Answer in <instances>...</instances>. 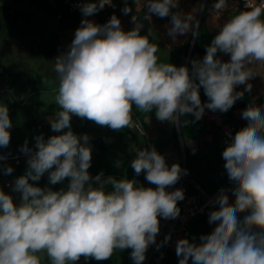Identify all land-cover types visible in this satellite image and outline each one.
Listing matches in <instances>:
<instances>
[{
	"label": "clouds",
	"instance_id": "1",
	"mask_svg": "<svg viewBox=\"0 0 264 264\" xmlns=\"http://www.w3.org/2000/svg\"><path fill=\"white\" fill-rule=\"evenodd\" d=\"M105 5L113 6L112 0L80 6L84 19L68 50L53 61L61 110L48 119L54 132L68 131L47 140L36 136L35 150L25 141L21 151L28 155V169L13 187L20 193L19 204L0 190V264H41L38 253H46L52 264H76L81 257L104 261L129 248L134 264H143L149 246L156 243L159 218L175 219L180 214L177 202L184 199L183 190L166 189L186 170L178 163L169 167L150 146L137 151L131 167L136 175L144 172L155 188L138 186L134 179L105 177L103 172L93 177L88 171L90 137L73 133L71 117L120 130L132 126L135 106L140 112L155 109L158 120L180 127L189 123L181 117L192 114L198 121L205 108L227 112L244 91H251L248 81L257 75L264 78V72L257 70H264V2L260 6L246 2L247 10L219 26L206 54L192 60L191 69L159 63V46L140 34L142 24L136 15L132 16L136 26L127 32L115 14L104 25L87 19ZM143 7L145 20H151L149 14L171 17L168 35L173 41L189 32L199 35L197 13L205 10V4L188 13L172 11L179 9V0H144ZM228 7V0H215L212 14L219 17ZM122 11L127 15L132 9L125 3ZM217 53L230 55V60L222 61ZM238 85H246L244 91H236ZM201 87L207 104L201 102ZM242 118L247 126L229 136L222 153L235 199L230 203L227 192L220 190L210 202L213 210L208 219L217 226L201 235L199 243L177 240L179 264L189 260L191 264H264V106L250 104ZM11 127L9 109L0 104V147L9 144ZM12 171L11 166L5 168V174ZM45 172L51 185L68 178L67 187L53 190L29 183L39 181ZM240 213H247L242 220ZM170 239L166 236L165 242Z\"/></svg>",
	"mask_w": 264,
	"mask_h": 264
},
{
	"label": "crops",
	"instance_id": "2",
	"mask_svg": "<svg viewBox=\"0 0 264 264\" xmlns=\"http://www.w3.org/2000/svg\"><path fill=\"white\" fill-rule=\"evenodd\" d=\"M143 2L144 0H140V5L137 6L136 0H115L116 9L103 8L90 16L89 20L97 19L104 25L115 14L121 22V28L127 32L136 26L132 21V16L136 15L137 22L142 24L140 34L148 36L151 43L159 46L158 62L171 63L177 67L187 66L189 69L192 67V60L204 57L206 46L218 33L219 26L244 10L239 7L238 0H228L229 7L217 17L211 10L215 0H179V9L172 11L188 13L200 3L205 4V10L197 13V19L200 21L198 36L189 32L178 35L173 41L168 35L171 17L160 18L149 14L150 21L143 19L147 12ZM125 3L132 9L127 15L122 11ZM77 28V16L68 10L63 0H0V87L8 86V89L0 94V104L8 107L12 122L9 129L10 142L7 147H0V153L7 156L20 155L19 165H14L13 161L0 162V174L14 180L9 187L0 182V190L11 195L17 204L20 202V193L13 190L14 183L28 169V155L21 151L25 141L28 142L29 148L35 150L36 136L43 135L47 140L53 135H62L68 131L64 129L54 132L48 118L54 117L61 110L56 103L59 82L53 71V61L59 54L68 50ZM217 56L225 62L230 60V55L217 53ZM248 83L252 84L251 91H244L246 85H238L236 91H244V96L227 112H221L225 121L234 125L235 132L248 124V121L242 118L243 110L250 104L264 106V78L257 75ZM199 95L202 104H207L208 98L203 87L200 88ZM133 118L141 122L147 137L128 128L112 130L86 118L75 115L71 117L73 133L77 136L87 134L90 137L92 161L88 171L91 176L103 172L105 177L134 179L138 186L155 188L156 185L145 179L144 172L136 175L131 167V161L135 159L138 150L154 146L158 153L165 157L169 167L178 163L182 170H186L185 175L197 181L206 192H213L219 186L229 183V202L234 201L235 197L230 191L234 184L228 179L222 157L228 140L211 121L203 117L196 121L192 114H187L181 117V120H187L189 123L177 127L170 121L158 120L155 109L140 112L135 106ZM191 148H196L194 155L188 153ZM117 162H120L119 167ZM7 166L13 168L11 174H5ZM52 170H55V166ZM29 183L41 188L48 186L59 190L66 188L69 180L65 178L62 184L51 185L49 173L45 172L39 181L30 180ZM177 183L166 190L175 191ZM189 189L187 188V191ZM211 210L213 208H208L203 214L196 215L189 221L185 238L190 241L195 239V242L199 243L201 235L210 234L214 230L216 223L208 222ZM246 214H238L239 219L242 220ZM159 219L161 227L162 221ZM171 222L174 224V219H171ZM157 237L156 243L150 245L148 250L152 248L153 256H160L161 259L158 263L151 261L149 264H179L175 249L166 250L164 243L157 240ZM131 251L130 248L117 250L110 259L104 261L85 260L81 257L76 264H134L130 256ZM37 255L41 264H52L46 253Z\"/></svg>",
	"mask_w": 264,
	"mask_h": 264
},
{
	"label": "built area",
	"instance_id": "3",
	"mask_svg": "<svg viewBox=\"0 0 264 264\" xmlns=\"http://www.w3.org/2000/svg\"><path fill=\"white\" fill-rule=\"evenodd\" d=\"M63 2L67 6L70 12L76 14L78 19V27H80L81 21L84 19L80 11V6L86 2H98V0H63ZM246 2L252 4L253 6H260L261 3L264 2V0H238L239 7L244 10H247L245 9ZM112 5L113 6L105 5L104 8H111V9L117 8L115 0H112ZM87 19H89V17ZM91 21L96 24L103 25L97 19ZM7 89H8L7 85L0 87V94L4 93ZM202 117L211 121L218 128L220 134L226 140L229 139V136L234 137L236 133L235 127L234 125L229 124L225 121V118L222 115L221 111L219 110L212 111L205 108V112ZM128 129H131L136 133L144 137H147V133L143 128L141 122L136 118H133V124ZM147 144H149V141L147 142ZM188 153L190 155H194L196 153V148L189 149ZM0 157L4 158V159H0V162L13 161L14 165H19L20 163L19 154H13L11 156H7L0 153ZM0 182L4 186L9 187L13 184L14 180H9L5 178L4 175L0 174ZM187 188H190L189 191H187ZM176 189H182L184 192V199L182 201L177 202V206L180 208V214L177 218L174 219L175 221L174 224L171 222V219L161 218L162 223L157 237V240H161L164 243L166 250L175 249L177 240L181 238H185L186 228L188 226L189 221L193 217L199 214H203L205 210L208 208H213V205L210 202L215 200L221 189H224L228 194L229 183L219 186L213 192H206V190L197 181H195L190 177H187L185 174H182L181 178L177 183ZM166 236L171 237V239L168 240L167 242H165ZM160 259H161L160 256L157 257L153 256L152 248H150L146 253V258L143 264H149L151 261L158 263Z\"/></svg>",
	"mask_w": 264,
	"mask_h": 264
}]
</instances>
